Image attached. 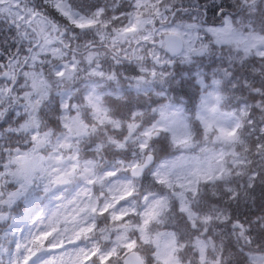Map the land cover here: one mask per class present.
<instances>
[{
  "label": "snow or ice",
  "instance_id": "6c2138e0",
  "mask_svg": "<svg viewBox=\"0 0 264 264\" xmlns=\"http://www.w3.org/2000/svg\"><path fill=\"white\" fill-rule=\"evenodd\" d=\"M0 264H264V0H0Z\"/></svg>",
  "mask_w": 264,
  "mask_h": 264
}]
</instances>
